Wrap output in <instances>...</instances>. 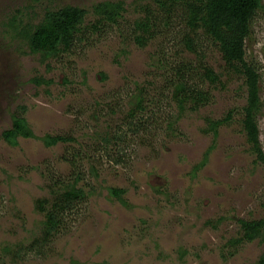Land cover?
I'll return each mask as SVG.
<instances>
[{"label": "rangeland", "instance_id": "obj_1", "mask_svg": "<svg viewBox=\"0 0 264 264\" xmlns=\"http://www.w3.org/2000/svg\"><path fill=\"white\" fill-rule=\"evenodd\" d=\"M102 1L120 0H0V264H256L264 243L236 242L240 219L264 217V166L243 131L242 77L226 72L218 48L205 41L207 61L226 72L223 82L206 85L208 105L187 110L170 127L179 112L167 85L179 63L195 60L179 43L180 21L173 18L140 47L131 34L141 0H122L119 24L93 32V6ZM65 5L88 11L85 38L58 57L31 53L22 28ZM246 58L261 75L264 150V9L252 22ZM35 77L53 82L37 84ZM137 85L150 90L152 103L131 121ZM230 111L214 142L202 130L205 118ZM14 115L26 117L38 138L6 142L3 131ZM46 134L74 139L48 147L39 138ZM73 160L88 198L67 215L44 254L20 251L13 261L5 247L18 251L32 242L49 175L70 178ZM109 187L125 188L128 204Z\"/></svg>", "mask_w": 264, "mask_h": 264}, {"label": "trees", "instance_id": "obj_2", "mask_svg": "<svg viewBox=\"0 0 264 264\" xmlns=\"http://www.w3.org/2000/svg\"><path fill=\"white\" fill-rule=\"evenodd\" d=\"M262 9L264 0H147L144 3L141 0L135 7L137 17L132 24L131 36L138 46L146 47L162 34V27L169 26L175 18L181 23L179 43L182 49L195 55L194 61L178 64L167 85L179 112L170 122V127L187 110L194 112L208 105L212 96L206 85L216 87L223 82L222 77L226 72L242 77L247 94L243 107V131L250 148L257 155V160L264 166V150L261 146L257 120L263 107L259 84L261 75L257 66L246 58V41L251 34L252 22ZM125 10V3L122 0L95 4L93 12L96 18L91 25L92 31L98 32L106 26L119 24ZM87 14L85 8L72 5L48 9L41 20L29 23L27 27L22 28L20 34L27 39L31 53L40 54L44 59L58 57L70 53L77 39L85 38L84 23ZM205 41L218 48L225 62L226 72L217 71L207 61L206 49L203 48ZM33 81L37 84L53 82L38 77L33 78ZM132 96L134 100L131 101L128 115L130 120L134 121L139 114L147 111L152 98L150 90L145 85H137ZM232 117V111L223 118L206 117V124L202 130L206 134H212L215 142L220 127L228 124ZM3 137L11 145H17L19 137L38 138L26 117L21 115L13 116V124L3 131ZM39 138L48 147L74 139L67 135L54 134H46ZM104 139L108 141L107 137ZM207 158L208 153L197 168L204 166ZM70 164L73 167L70 178L49 175L46 184L48 196L39 198L36 202V208L42 214L43 220L40 231L32 242L20 245L18 251L9 246L5 247L6 252L13 253V261L20 259V251H24L23 255L30 252L44 254L46 247L63 227L67 215L74 212L88 198L87 191L81 185L84 184L85 175L78 168L76 160ZM108 191L122 204H128L125 199L127 193L125 188L109 187ZM239 223L242 237L236 242H252L259 239L264 243V217L253 220L240 219ZM256 264H264V251Z\"/></svg>", "mask_w": 264, "mask_h": 264}]
</instances>
